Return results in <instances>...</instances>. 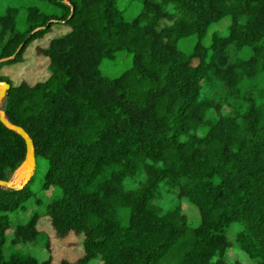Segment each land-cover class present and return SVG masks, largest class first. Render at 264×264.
<instances>
[{
	"label": "trees",
	"instance_id": "trees-1",
	"mask_svg": "<svg viewBox=\"0 0 264 264\" xmlns=\"http://www.w3.org/2000/svg\"><path fill=\"white\" fill-rule=\"evenodd\" d=\"M136 1L128 20L119 0H0V60L8 59L0 70L54 25L69 28L38 48L44 80L0 76L10 85L7 121L44 162L39 190L54 189L37 196L34 174L20 190L0 188V264L51 263L37 228L44 217L56 237L83 238L81 256L59 264H228L232 224L237 251L264 264V0ZM225 17L227 33L205 45ZM122 51L130 67L102 74L101 63ZM215 84L225 96L204 93ZM24 158L23 140L0 122V180ZM164 188L177 199L167 207ZM31 198L36 210L8 239L10 215ZM181 199L197 209V226ZM40 241L42 262L19 249Z\"/></svg>",
	"mask_w": 264,
	"mask_h": 264
},
{
	"label": "rangeland",
	"instance_id": "rangeland-1",
	"mask_svg": "<svg viewBox=\"0 0 264 264\" xmlns=\"http://www.w3.org/2000/svg\"><path fill=\"white\" fill-rule=\"evenodd\" d=\"M119 7L125 8L124 17L125 19H132L139 10V2L136 0H119ZM230 23L228 17L223 18L219 23L213 24L209 27L205 38L203 39L204 44L208 45L210 42L211 34L218 31L220 34L225 35L227 33V28ZM69 28L63 24H56L51 28V31L46 34L43 38L34 41L26 49L22 56V61L12 64L5 65L0 70V76L7 77L13 85H17L21 82H25L29 85H33L38 81H42L47 77V59L42 57L38 53V48L46 47L48 41L52 37L64 35ZM194 37L182 40L179 43V47L183 50H189L193 46ZM231 58L235 56L233 51L230 52ZM132 64L131 55L122 51L115 55L113 60H104L100 65V70L102 74L108 77L118 76L121 72L128 69ZM204 93L218 99L226 95V90L218 84L212 85L210 88L204 86ZM3 104V102H1ZM45 172V165L42 160L36 161L35 169L32 173L34 174L33 180L30 184L31 190L37 192V196L47 197L54 189H49L47 191H40L39 187L42 183V179ZM32 177V176H31ZM177 199L173 193H168L166 188L162 190V199L159 204L161 206L167 207L172 203H176ZM182 212L184 213L187 223L190 227H195L199 223V214L197 209L186 202L185 200H179ZM24 210H20L10 215L12 220L11 229L7 233V238L10 239L11 234L15 226L19 223H24L31 216V214L36 210L32 198L26 201L24 204ZM37 228L39 231L47 234L49 238V252L51 257L50 264H59L61 261L66 260L73 262L81 256V242L83 240L82 236H76L74 234H69L64 238H58L55 236L54 230L52 229L49 219L47 217L38 220ZM239 226L237 224H232L226 231V236L228 241L232 245L231 255L229 257L228 264H234L237 261L239 264H254L251 262L245 254L237 251L234 245L235 233L238 231ZM19 249L25 251L29 255L34 256L39 262L47 259L49 253L46 251L44 242L40 241L37 244H26L20 245ZM7 256L9 251L7 248L4 250ZM88 264H100L98 260H93Z\"/></svg>",
	"mask_w": 264,
	"mask_h": 264
},
{
	"label": "water",
	"instance_id": "water-1",
	"mask_svg": "<svg viewBox=\"0 0 264 264\" xmlns=\"http://www.w3.org/2000/svg\"><path fill=\"white\" fill-rule=\"evenodd\" d=\"M14 55L11 58H13ZM7 60L8 59H2L0 62H5ZM9 89L10 85L7 82H0V103L3 102ZM0 122L7 129L14 131L23 140L25 145V158L23 162L13 172L8 180H0V188L20 190L29 182L36 166V156L33 148V141L23 128L11 125L7 121L4 111L0 112ZM26 175H28L27 178H25Z\"/></svg>",
	"mask_w": 264,
	"mask_h": 264
},
{
	"label": "bare ground",
	"instance_id": "bare-ground-1",
	"mask_svg": "<svg viewBox=\"0 0 264 264\" xmlns=\"http://www.w3.org/2000/svg\"><path fill=\"white\" fill-rule=\"evenodd\" d=\"M3 111V104L2 103H0V112H2ZM28 177V175H26V177L25 178H27Z\"/></svg>",
	"mask_w": 264,
	"mask_h": 264
}]
</instances>
